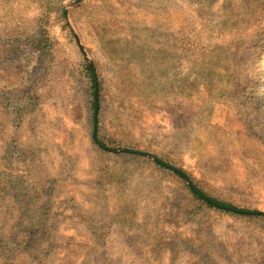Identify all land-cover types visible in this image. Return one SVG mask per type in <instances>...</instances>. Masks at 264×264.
Here are the masks:
<instances>
[{
  "label": "rangeland",
  "instance_id": "374dc122",
  "mask_svg": "<svg viewBox=\"0 0 264 264\" xmlns=\"http://www.w3.org/2000/svg\"><path fill=\"white\" fill-rule=\"evenodd\" d=\"M1 180L0 264H264V0H0Z\"/></svg>",
  "mask_w": 264,
  "mask_h": 264
},
{
  "label": "water",
  "instance_id": "95a60500",
  "mask_svg": "<svg viewBox=\"0 0 264 264\" xmlns=\"http://www.w3.org/2000/svg\"><path fill=\"white\" fill-rule=\"evenodd\" d=\"M93 69V72H94V79H95V86H96V90H95V96H96V105H95V129H94V133H93V137L94 139L97 141V117H98V106H99V103H98V84H97V76H96V73L94 71V68ZM103 148L105 149H108V147L106 146H103ZM114 151H117V149H112ZM126 150V149H124ZM131 152L133 153H137V154H145V155H148L147 152H144V151H137V150H130ZM156 161H158L159 163L167 166L168 168L174 170L175 172H178V173H181L182 175H184L185 179L187 180V182L189 183V186L197 193L199 194L201 197L205 198L207 201H209L210 203L220 207V208H224V209H228V210H231V211H235V212H243V213H260V211H249V210H243V209H239V208H235V207H231V206H228V205H225V204H222L216 200H214L213 198L205 195L204 193H202L195 185L194 183L191 181V179L187 176V174L182 171L181 169L175 167V166H172V165H169L167 163H165L164 161H162L161 159H159L158 157H154Z\"/></svg>",
  "mask_w": 264,
  "mask_h": 264
},
{
  "label": "trees",
  "instance_id": "16d2710c",
  "mask_svg": "<svg viewBox=\"0 0 264 264\" xmlns=\"http://www.w3.org/2000/svg\"><path fill=\"white\" fill-rule=\"evenodd\" d=\"M189 50V49H188ZM87 68V70H88V74H89V80H90V83H91V89H92V91H91V95H92V98H94L93 99V101H92V104H93V107H94V110H95V79H94V75H93V72H92V69L89 67V66H87L86 67ZM100 86H99V106H98V108H99V117H98V122H100V110H101V105H100V103H101V100H100V95H101V93H100ZM104 144V143H103ZM177 175H179L182 179H185V177H184V175H182L181 173H176ZM5 183H4V181H0V185H4ZM200 190V189H199ZM201 192H203L202 190H200ZM192 192L198 197V198H200V199H203L202 197H200L199 195H197L193 190H192ZM210 207H214L215 205H213L212 203H210V202H208V201H205ZM222 203V202H221ZM225 204V203H224ZM228 205V204H227ZM260 216H264V213H261V214H259ZM4 235H0V239H2V241H1V245H0V249L1 250H5L6 249V245L5 244H7V241H4Z\"/></svg>",
  "mask_w": 264,
  "mask_h": 264
}]
</instances>
